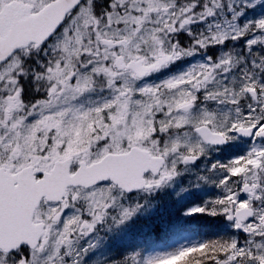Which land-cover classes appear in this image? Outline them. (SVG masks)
<instances>
[{
  "label": "snow or ice",
  "instance_id": "obj_1",
  "mask_svg": "<svg viewBox=\"0 0 264 264\" xmlns=\"http://www.w3.org/2000/svg\"><path fill=\"white\" fill-rule=\"evenodd\" d=\"M0 264H264V0H0Z\"/></svg>",
  "mask_w": 264,
  "mask_h": 264
},
{
  "label": "flooded vegetation",
  "instance_id": "obj_2",
  "mask_svg": "<svg viewBox=\"0 0 264 264\" xmlns=\"http://www.w3.org/2000/svg\"><path fill=\"white\" fill-rule=\"evenodd\" d=\"M175 68H172V70H174ZM168 71V70H166ZM164 75V74H161ZM200 223L202 225L208 226V231L206 233L207 236H214L216 230L218 229H222L224 232H228L229 234H231V229H228L222 222L220 221H209V220H203L200 221ZM242 235V234H239ZM114 247L113 245H110V248Z\"/></svg>",
  "mask_w": 264,
  "mask_h": 264
},
{
  "label": "rangeland",
  "instance_id": "obj_3",
  "mask_svg": "<svg viewBox=\"0 0 264 264\" xmlns=\"http://www.w3.org/2000/svg\"><path fill=\"white\" fill-rule=\"evenodd\" d=\"M188 63V61H184V62H182V63H178V64H176V65H174L172 68H175L174 70H172V68H170V69H168V71H166V73L167 72H172V71H175V70H178V69H180V68H182L185 64H187ZM165 73V74H166ZM109 247H110V245H109Z\"/></svg>",
  "mask_w": 264,
  "mask_h": 264
}]
</instances>
